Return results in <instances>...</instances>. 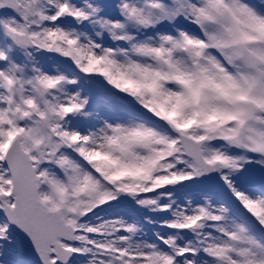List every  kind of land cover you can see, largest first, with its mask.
Instances as JSON below:
<instances>
[{
    "label": "snow or ice",
    "instance_id": "1",
    "mask_svg": "<svg viewBox=\"0 0 264 264\" xmlns=\"http://www.w3.org/2000/svg\"><path fill=\"white\" fill-rule=\"evenodd\" d=\"M0 264H264V0H0Z\"/></svg>",
    "mask_w": 264,
    "mask_h": 264
}]
</instances>
